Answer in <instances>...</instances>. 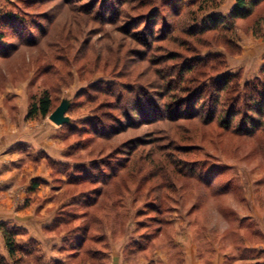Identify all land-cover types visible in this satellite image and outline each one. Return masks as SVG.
Listing matches in <instances>:
<instances>
[{
  "label": "rangeland",
  "instance_id": "1",
  "mask_svg": "<svg viewBox=\"0 0 264 264\" xmlns=\"http://www.w3.org/2000/svg\"><path fill=\"white\" fill-rule=\"evenodd\" d=\"M193 1L0 0L1 111L13 118L20 113L17 99L5 96L11 89H23L28 120L32 101L45 89L52 112L63 100L71 102L69 123L55 124L52 112L45 117L66 148L65 165L57 171L63 191L56 194L55 232L66 231L73 238L69 252H75L72 244L84 226L91 227L80 255L65 264H102L107 230L116 241H129L128 253L144 245L150 257L154 247L173 239L172 220L178 237L185 240L186 230L193 231L207 262L264 264V115L253 108L254 91L238 101L231 129L222 116L208 122L206 115L179 117L176 109L164 108L173 94L165 84L179 71L165 77V68L173 70L198 52L222 53L223 72L237 73L233 81L240 90L264 80V57L253 52L264 43V4L232 27L199 34L187 30L194 16L206 14ZM235 1L223 0L215 12L228 15ZM165 22L178 29L166 35ZM99 122L125 129L104 138L94 127ZM240 125L251 126L252 133L238 130ZM95 161L127 164L105 186L91 181ZM100 188L103 195L90 206Z\"/></svg>",
  "mask_w": 264,
  "mask_h": 264
},
{
  "label": "crops",
  "instance_id": "2",
  "mask_svg": "<svg viewBox=\"0 0 264 264\" xmlns=\"http://www.w3.org/2000/svg\"><path fill=\"white\" fill-rule=\"evenodd\" d=\"M253 52H256L257 59L262 60L264 43ZM20 89L17 91L25 97L23 89ZM20 93L11 89L5 95L17 99L19 107L16 111L20 113L16 119L7 109L1 111L0 107V264H65L72 254L69 252V235L66 231L56 233L54 222L58 209L56 194L63 191L57 171L65 165L66 148L58 128L53 123L45 122V117L26 119L27 101L20 98ZM172 222L175 223L173 239L168 244L154 247L150 257L145 254L149 251L148 247L133 254L128 253L129 241L125 238L116 241L113 231L107 230L104 263L227 264L223 258L209 262L202 259L193 231L186 230L184 240L182 236L178 237L176 221ZM3 226L15 230L16 243L23 251L21 258L11 255Z\"/></svg>",
  "mask_w": 264,
  "mask_h": 264
},
{
  "label": "trees",
  "instance_id": "3",
  "mask_svg": "<svg viewBox=\"0 0 264 264\" xmlns=\"http://www.w3.org/2000/svg\"><path fill=\"white\" fill-rule=\"evenodd\" d=\"M195 1V2H194ZM192 4L199 2V8L201 12L206 13L204 17L199 20L198 17L194 16L193 28H187L188 33H195L194 31H199V34H205L206 31L212 29H227L235 25L236 20L238 19H247L251 16L255 15L256 10L264 4V0H236L235 4L231 10V12L226 14L216 13L215 9L218 8L223 0H194ZM210 10V12H208ZM2 18H0L1 23ZM263 20V18H261ZM260 20V21H261ZM178 26H172L168 22L164 23L163 31L168 32L176 31ZM187 33V34H188ZM3 37V32L0 30V40ZM4 55V54H2ZM179 56V55H177ZM173 54L170 58L177 57ZM217 61L216 63H211V61ZM225 57L222 56V53H214L209 51L207 53L198 52L194 56L183 59L181 64L172 65V69L167 67L165 69H169L170 74L166 72L165 77L173 76L174 73L172 71H177L179 68L178 76L172 78L169 83H166V91L168 93H173L171 96V103L166 104L164 108L167 112H172L174 109L180 116L179 117H187V118H197L202 115L208 116L206 119L208 122H213L218 117L222 120L223 126L227 129H231L233 126L234 119L237 113L240 111L237 107L238 101L241 97L249 96V94L254 91V95L251 94V98H254L253 108L256 113L259 115H264V80H260L255 83H246L245 88L240 90V86L238 85V80L233 81L239 76L237 73L232 72H223L226 68ZM224 68V69H223ZM222 70V71H221ZM264 71V70H263ZM216 73V74H214ZM196 74L199 77H196ZM177 75V74H176ZM179 81L178 83H174L175 81ZM163 86V87H165ZM251 87V89H250ZM120 101H122V95L119 94ZM119 101V102H120ZM174 105V106H173ZM223 106V109L219 110L220 106ZM53 108V99L48 89L42 91L41 94L34 98L30 105L28 118H36L37 116L47 117ZM135 110L137 107H134ZM172 108H174L172 110ZM140 114V113H139ZM140 116H142L140 114ZM131 119H129L130 121ZM103 121V120H102ZM244 123H247L246 120H243ZM243 121H240L243 122ZM119 125L123 124L122 120H115ZM251 122L253 125H256L255 120L251 118ZM242 123V124H244ZM258 124V123H257ZM96 133L104 138L111 139L115 134H118L121 130L125 129L118 126H111L103 124V122H99L97 126H95ZM127 128V126H126ZM240 125L238 130H242L243 132L252 133V131ZM256 129V126H255ZM249 131V132H248ZM255 130H253L254 132ZM137 150L138 148H134ZM129 153H131L129 151ZM127 163H122L121 166H113L108 165L102 161H95L92 165V179L94 183L103 182L106 186L110 184V182L119 177V171L123 168H126ZM111 169L110 172H107V169ZM121 168V169H120ZM118 170V171H117ZM191 174H195L194 171L190 170ZM209 181H212L211 179ZM103 189L100 188L96 190L95 198H90L89 204L90 206H95L97 203L98 196L103 195ZM93 195V193H92ZM95 195V194H94ZM93 200V201H91ZM97 200V201H96ZM73 203V202H72ZM82 237L75 244H72L76 250L72 252L70 257H78L81 253L80 251L85 247V243L88 240L89 232L91 231L90 225H86L83 228ZM3 233L6 240V245L13 257H17V259L21 258L22 250L17 245L15 240V230H10L7 226H3ZM93 239V236L91 237ZM69 240H73L72 237L69 236ZM142 245L140 249L144 248ZM102 255V260L104 259ZM2 258L0 257V260ZM102 264H105L102 262Z\"/></svg>",
  "mask_w": 264,
  "mask_h": 264
},
{
  "label": "water",
  "instance_id": "4",
  "mask_svg": "<svg viewBox=\"0 0 264 264\" xmlns=\"http://www.w3.org/2000/svg\"><path fill=\"white\" fill-rule=\"evenodd\" d=\"M71 102L69 100H63L61 104L50 114L49 119L57 125H63L70 122L68 111L70 109Z\"/></svg>",
  "mask_w": 264,
  "mask_h": 264
}]
</instances>
